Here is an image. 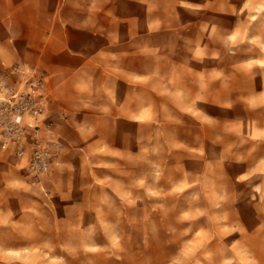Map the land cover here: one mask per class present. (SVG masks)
I'll return each instance as SVG.
<instances>
[{
	"label": "rangeland",
	"instance_id": "obj_1",
	"mask_svg": "<svg viewBox=\"0 0 264 264\" xmlns=\"http://www.w3.org/2000/svg\"><path fill=\"white\" fill-rule=\"evenodd\" d=\"M182 4L155 43L210 45L197 112L123 123L75 207L25 169L37 191L0 193V264H264V0Z\"/></svg>",
	"mask_w": 264,
	"mask_h": 264
},
{
	"label": "crops",
	"instance_id": "obj_2",
	"mask_svg": "<svg viewBox=\"0 0 264 264\" xmlns=\"http://www.w3.org/2000/svg\"><path fill=\"white\" fill-rule=\"evenodd\" d=\"M184 1L192 13L201 0H0V83L19 87V68L42 81L38 134L55 147L42 185L63 207L84 199L85 160L116 150L123 123L148 126L159 112L179 122L197 112L210 45L155 43L180 31L168 18ZM205 80L216 82L211 71ZM25 169L26 158L0 148V193L37 191ZM9 213L0 199L1 222Z\"/></svg>",
	"mask_w": 264,
	"mask_h": 264
},
{
	"label": "built area",
	"instance_id": "obj_3",
	"mask_svg": "<svg viewBox=\"0 0 264 264\" xmlns=\"http://www.w3.org/2000/svg\"><path fill=\"white\" fill-rule=\"evenodd\" d=\"M17 72L22 74V80L16 89L9 90L0 83V148L11 149L17 157L26 158L34 182L41 184V177L48 173L55 152V147L44 143L38 134V117L46 108L41 94L42 81L22 68ZM45 130L49 140L57 146L54 133L48 127Z\"/></svg>",
	"mask_w": 264,
	"mask_h": 264
}]
</instances>
